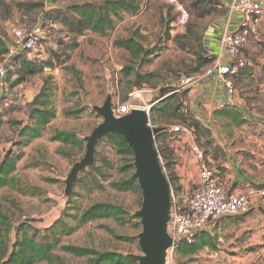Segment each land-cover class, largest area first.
<instances>
[{
  "label": "rangeland",
  "instance_id": "1",
  "mask_svg": "<svg viewBox=\"0 0 264 264\" xmlns=\"http://www.w3.org/2000/svg\"><path fill=\"white\" fill-rule=\"evenodd\" d=\"M102 1L0 0V35L9 44L12 43L10 25L28 30L40 27L46 38L43 51H36L30 54L31 57L38 55L40 59H48L51 52L61 54L66 50L71 54L69 60L57 58L54 68H47L27 83L12 87L6 81L0 98V116L3 120L0 127V159L11 150L21 151L23 156L14 172L18 179L16 184L21 189H0V210L6 214L14 231L24 220L35 222V226L43 231L62 216L68 223H74L71 217L64 215L67 202L72 198L77 205L73 212L100 201L120 205L128 212L124 223L111 218L96 220L71 234L63 233L60 226L57 230L59 246L71 244L99 251H117L136 257L139 264L144 256L139 245L141 217L137 215L142 207V191H119L111 185L112 181L132 176L135 167L125 173L119 172V168L128 161L117 153L112 144L101 141L96 146L94 164L100 165L102 158L106 157L113 168L105 170L103 167L106 173L100 175L90 165L79 173L73 183L72 169L86 153V137L103 121L95 108L103 106L109 98L114 105L124 102L123 99L126 101L134 88H145L147 92L143 95V101L151 104L162 95L163 89L171 87L170 92L176 94L183 116L163 123V126L169 127V132L158 139V144L165 173L179 200L185 202L190 198L200 180V164L194 145L203 150L228 190H248L253 186L252 180L264 179V124L261 123L264 120V51L262 62L259 61L255 67V77L250 78L251 83L247 87L239 89L246 95L243 101L245 109L242 111L257 128L247 123L236 125L215 117V104L204 98L199 99V94L190 88H182L181 83L183 77L202 74L208 68L209 65L197 70L203 58L209 55L204 47V38L213 24L227 17L226 0H180L191 15L185 29L176 25L175 11L165 0H144L138 14L124 13L108 35L99 36L87 31L80 37L79 47L70 53L67 45L72 42L73 32L56 17L52 20L48 18V14L73 4ZM193 3L204 7L203 16L196 13ZM66 14L71 17L69 13ZM135 33L141 35L146 48L156 51L157 55L147 65L133 60L126 50L113 45L116 39ZM261 47L264 49V42ZM251 60L254 63L256 56L252 55ZM2 61L9 64L8 56ZM127 66L142 75L149 74L147 81L139 82L136 73L125 75L123 68ZM49 76L56 87L55 104L59 115L42 137L22 144L16 130L20 125L15 121L27 122L26 103L40 91L45 78ZM15 77L13 75L12 78ZM137 103L143 102L137 100ZM69 110L82 112L75 117L66 113ZM194 122L201 125L196 127ZM203 125L204 132L200 128ZM175 126L188 131L179 134L171 132ZM57 129L73 131L84 138V148L53 141L51 136ZM236 170L243 176L240 182H235ZM97 176L104 185L102 189L93 185V178ZM260 202V199L257 200L255 208L238 222L234 221V217L219 220L213 233L218 238L217 250L206 248L188 258L175 257L174 254L171 259L167 254L163 264H264V224H261L264 217L258 213L253 215L259 212ZM59 246L54 250L56 259L53 263L44 261L38 264H88V257H76Z\"/></svg>",
  "mask_w": 264,
  "mask_h": 264
},
{
  "label": "trees",
  "instance_id": "2",
  "mask_svg": "<svg viewBox=\"0 0 264 264\" xmlns=\"http://www.w3.org/2000/svg\"><path fill=\"white\" fill-rule=\"evenodd\" d=\"M143 1L144 0H104L100 3H78L68 6L65 9H57L48 14V18L52 20L56 17L73 32L74 37L72 38V42L67 45V48L71 53L79 47L78 41L87 31L94 32L99 36L108 35L115 29L117 20L120 19L124 13L130 15L138 14L141 10ZM193 5L197 9L196 13L200 17L203 16L205 10L204 7L197 6V3H193ZM170 6L173 8L172 5ZM66 13H69L71 17ZM140 38L141 35L135 33L130 37L116 39L113 42V45L116 48L126 50L133 60H139L143 65H147L157 54L154 49L146 48ZM45 40L46 38L44 41ZM10 45L11 44L0 35L1 61L8 55ZM66 51L61 54L51 52L48 59H40L38 55L31 57V52L27 49H23L9 58V64L6 63V81L10 82L12 87L27 83L33 77L44 73L47 68H54L57 58L58 60H60V57H65L66 60L71 59V54L66 53ZM245 52H247L246 48ZM214 60L215 57L211 55L204 57L197 70H200L203 66L210 65ZM247 67L248 63L238 75L244 73ZM123 72L125 75L136 73L135 76L139 82L147 81L149 75H142L131 68V66L124 67ZM13 75L16 77L12 78ZM51 79V76L45 78L40 91L26 103L28 116L27 122L15 121L17 125H20L16 130L19 141L22 144L31 143L33 140L42 137L52 122L57 118L58 110L55 104L56 87L51 82ZM171 90V87L163 89L162 95L157 98L156 103L151 108V120L155 127L160 128L155 135V141L158 145L156 147L159 155L161 151L158 139L160 140L161 138H164L166 133L169 132V127L163 126V123L170 120H178L183 116L181 104L177 102V96L173 92H170ZM123 101H125V99H123ZM81 112L82 110H69L66 113L77 117ZM214 115L215 117L224 118L230 123H235L236 125L247 123L250 124V126L257 128V125L246 118L242 109L236 104L228 105L224 108H217V110L214 111ZM2 122L3 120L0 116V127ZM194 125L199 127L201 123L194 122ZM200 128L201 131L204 132V125ZM171 132L176 134L182 133L181 130H174V128ZM51 139L61 143L76 145L79 148H84L85 145L84 138H80L75 132L69 130L57 129L53 132ZM101 141H107L112 144L116 148L117 153L122 155V157L126 158L128 161L124 166L119 168V172L125 173L127 170L134 169V152L121 134L112 133L101 139L99 143ZM22 156L23 153H21V151L14 152L11 150L5 154L3 159H0V189L4 187L21 189L20 186H17L16 184L18 179L14 172L16 171L17 163L22 159ZM91 167L93 168L92 170L98 171L100 175H105L106 171H104L103 167L105 170L112 169L113 164L105 157L102 158L100 165L95 166V164H93ZM86 185L87 184L84 183V187H86ZM93 185L99 189L104 188V185L98 176L93 178ZM111 185L119 191L141 190L137 179L134 178L133 175L120 181H112ZM73 193L74 192L72 191V194ZM76 208L77 205L75 200H73V198L68 200L64 215L71 217L74 221L73 224L68 223L62 216L56 221V223L43 231L37 228L35 222L31 220L22 221L14 231V227L10 223L8 217L0 210V264H38L44 261L53 263L56 259L54 250L59 246L60 242V237L57 233L60 226L63 228V233L71 234L85 224L96 220L111 218L114 220H120L124 223L128 215V212L124 207L105 201L95 202L77 212H73ZM67 210L69 212H67ZM246 214L229 217H234V221L236 222ZM218 222L215 224L213 232L202 230L196 234L194 242H180L176 247L175 257H192L206 248L217 250L218 238L213 233L217 228ZM13 231L14 235H12ZM12 236H14V239H12ZM59 247H61L66 253L72 254L76 257H88V264H137V260L133 256L125 255L117 251H99L95 248L71 244ZM57 259L59 258L57 257Z\"/></svg>",
  "mask_w": 264,
  "mask_h": 264
},
{
  "label": "built area",
  "instance_id": "3",
  "mask_svg": "<svg viewBox=\"0 0 264 264\" xmlns=\"http://www.w3.org/2000/svg\"><path fill=\"white\" fill-rule=\"evenodd\" d=\"M173 6L176 13V25L185 29L190 22V12L180 0H165ZM229 19L237 18V29L224 33L221 38L220 55L208 66L202 74L183 77L182 88H194L203 78L216 75L226 89V97L217 104V108H224L236 103V87L234 77L247 65L245 48L252 37L264 36V0H234L229 6ZM12 43L9 47L8 58L22 51L29 50L34 53L43 51L45 39L44 31L37 27L32 30L10 25ZM228 54L230 61L223 63L224 55ZM7 67L6 62L0 61V98L6 87ZM145 88H134L128 94L126 101L113 106L115 117L120 118L129 114L133 109H142L148 113L147 126L155 128L149 113L156 100L147 104L143 101ZM141 100L143 103H137ZM174 130L188 131L180 126ZM155 145L157 142L155 141ZM195 156L200 164V180L190 198L185 202L179 200L171 187V206L167 231L172 239V246L167 254L173 256L180 242L192 243L195 236L202 230L213 232L215 224L224 217L249 213L257 200L259 207H264V188L250 187L245 191L230 192L223 183L217 170L212 168L205 153L197 145L193 147ZM165 171V170H164ZM257 207V205H256Z\"/></svg>",
  "mask_w": 264,
  "mask_h": 264
},
{
  "label": "water",
  "instance_id": "4",
  "mask_svg": "<svg viewBox=\"0 0 264 264\" xmlns=\"http://www.w3.org/2000/svg\"><path fill=\"white\" fill-rule=\"evenodd\" d=\"M113 106L114 103L109 98L103 106L95 108L103 121L86 137V153L72 169L73 183L81 171L95 163L99 141L112 133L121 134L134 152L133 177L137 179L143 194L142 207L137 214L141 217L142 224L139 245L144 253L139 264H163L167 250L172 246V239L167 231L171 184L155 145V135L160 128L151 129L147 126L148 113L145 110L133 109L129 114L117 118L113 113Z\"/></svg>",
  "mask_w": 264,
  "mask_h": 264
},
{
  "label": "crops",
  "instance_id": "5",
  "mask_svg": "<svg viewBox=\"0 0 264 264\" xmlns=\"http://www.w3.org/2000/svg\"><path fill=\"white\" fill-rule=\"evenodd\" d=\"M233 1L234 0H226L225 5L229 6V4H231ZM236 29H237V18L236 16H234L233 19H229V11H228L227 17H224L223 19L218 20V22H216V24H213L208 30V32L206 33V36L204 38V47H205V50L208 52V54L217 58L221 52L222 36L224 35V33L229 32V31H234ZM263 42H264V36H262L261 38L252 37L250 39L249 43L246 46L248 67L244 71V73L234 78V83L236 87V95H237L235 104L239 106L242 110L245 109V103L243 101L245 100L244 97H246V95L245 93L241 92L242 90L240 91L239 89H241L243 86L247 87V84L251 83L250 78L255 77L254 75L255 67L259 65L260 63L259 61L262 62V56H263L262 52L264 51V49H262L261 46ZM252 52H255V54ZM252 55L256 56V61L254 63L251 62L254 60V59L251 60ZM229 61H230L229 55L228 54L224 55L223 63L226 64ZM192 91L200 95L199 99L204 98V100L206 101L213 102L216 108H217V104L220 101L224 100L226 97V89L223 83L221 82V80H219V78L216 75H209L203 78V80H201L200 83L196 87L192 88ZM58 115H59V111H58L57 117ZM257 121L261 122L260 119H258ZM261 123L264 124V120H262ZM234 179H235V182L237 181L240 182L243 180V176L241 175V173H238L236 170L234 174ZM261 180L262 179L260 178L252 180L251 181V183H253L252 187H255L257 189L264 188V181H263L264 179L262 181ZM229 191L233 192V190H230V189ZM234 191H240V190L235 188ZM257 210H259V212H256L253 215H257L258 213V214H261L262 217H264V207L258 206ZM261 224H264V218Z\"/></svg>",
  "mask_w": 264,
  "mask_h": 264
}]
</instances>
